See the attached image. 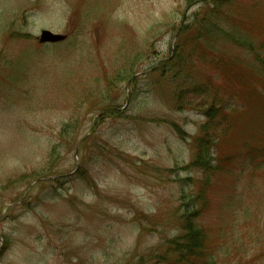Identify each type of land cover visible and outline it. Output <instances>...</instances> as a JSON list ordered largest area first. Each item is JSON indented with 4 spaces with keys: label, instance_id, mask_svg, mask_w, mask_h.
<instances>
[{
    "label": "rangeland",
    "instance_id": "374dc122",
    "mask_svg": "<svg viewBox=\"0 0 264 264\" xmlns=\"http://www.w3.org/2000/svg\"><path fill=\"white\" fill-rule=\"evenodd\" d=\"M208 1L0 0V264H169L157 255H177L167 240L207 199L218 263L264 264V0L224 4L236 35L213 20L186 47L188 65L199 44L228 63L196 61L210 95L183 103L189 70H156ZM207 100L222 108L209 130ZM198 137L216 143L212 171Z\"/></svg>",
    "mask_w": 264,
    "mask_h": 264
},
{
    "label": "trees",
    "instance_id": "16d2710c",
    "mask_svg": "<svg viewBox=\"0 0 264 264\" xmlns=\"http://www.w3.org/2000/svg\"><path fill=\"white\" fill-rule=\"evenodd\" d=\"M229 2H231V0H209L207 3L208 5L206 4L204 6L202 5V8H199V10L195 11L196 12L195 16H198V18L194 22V24L189 25V28L192 27L193 29H196V30L189 31L192 33H188L189 36L183 40L182 45L179 44V42H176L175 50L171 52V57L161 60L156 66V70L159 68L161 69L163 73H164L163 70H166V69L168 70L171 68L172 65H175V64L181 67L180 69L182 70V73L184 71L183 68L186 70H189L188 77H190L189 78L190 80L188 81V87H189L188 91L184 90V87H179L181 94L185 92L186 94H183V95L189 97L187 99H184L182 95L181 96L182 98L180 99L182 100L184 99V101H186V102L183 101V103H187V101H191L192 97H194L193 95L196 92L199 93V95L200 94H205V96L210 95L207 92L206 87H203L204 85L196 86L195 82H193L194 81L193 71H194V67L196 65L197 60L201 62V66H202L201 68L215 70L219 72V74L225 75L230 70V68L227 69L228 63L224 60L221 54H219L218 52H215L213 49H211L208 46H207L208 48L207 47L201 48V44L197 45L196 49L194 48L191 49L193 55L190 56V58L188 59V62H190L191 64L188 65L186 58L184 57L187 46L189 47V46L197 44L198 41H200L201 38H203V36L212 32L211 27L208 28L207 26L209 25L211 26L213 23V20L217 22V25H219L218 23H221L224 21L229 22L230 25L233 27V30L231 32L234 34V30L236 29L234 22L240 17H237L233 11H224L221 8V6H224V4H227ZM205 6L206 8H203ZM205 26L206 28H204ZM199 27H201V29L203 27L202 31L203 30L204 31L203 32L198 31ZM224 29L223 31H221L220 35L229 34L226 28ZM233 34L232 36L236 35V34L234 35ZM220 37L221 36H218V38ZM210 40H214V39H210ZM195 51H196L197 58L195 56ZM262 63L264 64V60H262ZM181 74L179 73L178 75H180L181 78H183L184 76ZM214 79H215L214 77H209V81L211 83L214 82ZM217 80L219 79L217 78ZM216 85H217L216 89L218 90L216 95L221 97L219 98L216 96V100H218V103L221 104L223 96H222V91L220 90V87L222 88V84L218 83ZM189 93L191 94V96L189 95ZM207 101H211V100H207ZM178 105L181 106L179 102H178ZM216 107H217L216 104L213 103V101H211V104L208 108L209 111H212V114L210 115L211 119H210V122L206 123V125L203 126L204 129L208 128L209 130L210 126H216V121H214V119H216L215 113L222 111V108L216 109ZM104 110L110 111L112 109L108 107V108H105ZM73 125H75L73 120L70 122L68 121V123L63 126L62 132L65 133V132L70 131ZM215 146H216V143H213L212 141H210L208 137H202V138L198 137L195 143L196 150H195V155H194L195 158L193 161L194 164L197 167L205 169L206 172L212 171V166L210 164L211 160L209 158L211 157L212 149ZM218 168L223 169L224 166L220 163L218 164ZM38 179H35V180H38ZM200 195H203V194L201 193ZM195 206L198 207L197 205ZM207 206H208V199L204 200L203 205H201L197 210H195L193 214H190L188 216L184 215L182 217L183 228H182L180 235L178 237H173L171 239H168L166 242L167 246L170 249L175 247L176 249L175 251L177 252V255L175 254L176 256L170 258L169 256H167V254L161 252L157 255L159 261L166 260L167 262H169V264H219L217 258L213 254L216 249L211 241V236L209 232L200 224L198 220V217H200L205 212V209L207 208Z\"/></svg>",
    "mask_w": 264,
    "mask_h": 264
},
{
    "label": "water",
    "instance_id": "95a60500",
    "mask_svg": "<svg viewBox=\"0 0 264 264\" xmlns=\"http://www.w3.org/2000/svg\"><path fill=\"white\" fill-rule=\"evenodd\" d=\"M67 37L68 36L66 34L56 33L49 29H43L38 38L41 43L45 44L63 42L67 39Z\"/></svg>",
    "mask_w": 264,
    "mask_h": 264
}]
</instances>
